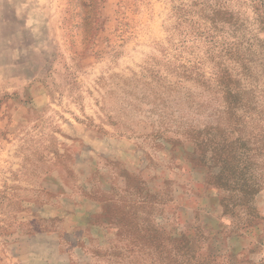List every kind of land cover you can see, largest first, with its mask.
<instances>
[{
	"label": "rangeland",
	"instance_id": "1",
	"mask_svg": "<svg viewBox=\"0 0 264 264\" xmlns=\"http://www.w3.org/2000/svg\"><path fill=\"white\" fill-rule=\"evenodd\" d=\"M0 264H264V0H0Z\"/></svg>",
	"mask_w": 264,
	"mask_h": 264
}]
</instances>
